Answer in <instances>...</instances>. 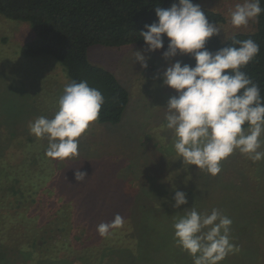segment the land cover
Segmentation results:
<instances>
[{
	"label": "rangeland",
	"instance_id": "rangeland-1",
	"mask_svg": "<svg viewBox=\"0 0 264 264\" xmlns=\"http://www.w3.org/2000/svg\"><path fill=\"white\" fill-rule=\"evenodd\" d=\"M238 2L242 0L200 2L224 16L217 24L222 41L256 30L257 21L246 28L232 27L230 9ZM35 37L30 23L0 14V164L10 166L13 173V166L30 167L33 179L29 188L41 190L40 195L18 193L9 198L0 190V195L7 199L1 209L12 213L10 226L16 239L23 236L28 244L30 235L42 226L48 236L38 251L34 247L36 252L33 247L28 250L27 244L19 249L0 242V264H20L21 258L27 262L28 254L32 262L38 257L37 264H49L44 255H53L54 250H59V257L72 256L68 241L74 247L79 245L85 234L80 224L89 225L87 215L102 211L103 197L134 202L129 210L132 219L122 227L133 230L143 263L193 264L192 257L175 244L173 223L177 215L194 206L208 214L219 209L233 221L231 242L239 251L220 264H264V160L253 163L236 151L222 161V171L212 176L195 165L183 166L172 148L173 134L166 127L165 113L169 98L177 93L163 84V73L169 63L179 60L187 64L191 55H177L169 61L163 57L164 50L150 52L146 44L91 46L90 61L115 74L129 91L130 100L120 122L97 120L79 138V156L58 160L46 156L47 140L31 135L28 124L42 115L54 117L70 78L54 58L24 54L23 45ZM135 51L148 58L146 69L135 60ZM77 169L88 173L85 182L75 180ZM174 187L187 194L188 203L179 209L173 206ZM15 199L20 201L9 207L8 202ZM88 199L94 204L79 206L81 200ZM70 200L81 223L70 234L56 232L57 218L64 222ZM54 233L60 235L51 237Z\"/></svg>",
	"mask_w": 264,
	"mask_h": 264
},
{
	"label": "clouds",
	"instance_id": "clouds-1",
	"mask_svg": "<svg viewBox=\"0 0 264 264\" xmlns=\"http://www.w3.org/2000/svg\"><path fill=\"white\" fill-rule=\"evenodd\" d=\"M158 22L146 24L140 36L155 52L164 48V36L169 38L166 60L177 55H191L195 66L177 60L169 63L163 73V84L176 90L169 98L165 120L173 134L172 148L184 165H195L212 176L222 171V161L236 151L253 163L264 160V96L260 86L242 69L254 62L260 46L253 39L233 37L231 45L215 53L206 48L221 27L210 23L205 13L193 0H177L170 8L156 7ZM264 8L261 0H242L230 9L233 28H246L256 22ZM227 39V37H226ZM141 51L135 60L148 67ZM105 98L87 80L65 84L58 100V111L51 119L39 116L28 124L29 133L47 140L46 156L66 160L79 156V138L96 122ZM78 183L88 179V173L77 169ZM175 191L174 207L188 203L187 194ZM177 215L174 241L177 247L192 257L193 264H220L229 254L239 251L231 242L232 219L219 209L211 213L198 212L193 206ZM120 214L107 223L97 225L101 237L123 226Z\"/></svg>",
	"mask_w": 264,
	"mask_h": 264
},
{
	"label": "trees",
	"instance_id": "trees-1",
	"mask_svg": "<svg viewBox=\"0 0 264 264\" xmlns=\"http://www.w3.org/2000/svg\"><path fill=\"white\" fill-rule=\"evenodd\" d=\"M174 2L177 0H0V14L8 19L30 23L36 37L23 45L24 54L52 57L65 69L70 81L87 80L91 87L99 89L105 98V103L98 121L116 124L121 121L129 103V91L110 70L93 64L89 59L88 50L93 45L146 44L140 32L147 31L146 24L158 22L155 8L167 9ZM200 2L201 0H193L194 4L201 7L210 23L218 24L225 20L221 13L203 7ZM261 7L264 8V0H261ZM233 37L240 40L251 38L259 44L260 53L256 60L242 70L259 84L261 95L264 96V13L258 18L255 31L236 33L226 41H222L219 35L213 36L208 40L206 48L215 53L220 48L230 46ZM168 43L169 38L165 34L162 50H167ZM195 63L192 56L188 57L187 64L195 66ZM4 160L8 162L7 157ZM13 167L16 173H13L10 166L0 164V190L6 192L5 196L9 198L11 194L18 193L20 196L40 195L41 190L29 188L33 179L30 167L20 169ZM5 201H7L6 197L0 195V242L7 241V245L15 244L19 249L23 248L27 243L24 242L23 236L16 239L17 235L10 226L12 213L3 210L6 207L3 203ZM15 201L20 200L9 201V207ZM72 201H68L69 213L68 217L64 216V222H60L59 217L57 218L56 232L70 234L75 225L81 223L80 218L74 213L72 207L75 206H72ZM93 201L81 200L78 204L85 207ZM100 204H102L101 212L87 215L86 220L89 225L80 224L84 227L85 234L79 239V245L74 247L68 241L67 247L73 252L72 256L59 257L57 255L59 250H54L53 255H44L49 264H147L138 258L136 236L132 229L127 230L124 227L113 229L107 237H101L96 231L97 225L110 222L117 214L121 216L125 214L123 224L127 225L128 219H132L129 210L133 208L134 202L103 197ZM27 207L28 205L24 206ZM65 209L67 210L66 207ZM60 210L64 209L60 208ZM44 227H39L34 235H30L28 250L33 247L38 251L42 243H46L48 235H45ZM59 233L50 236L57 237ZM18 242H22V245H18ZM28 256L25 258L27 262L21 258L20 264H37L38 257L34 259L32 257L35 261L32 262L29 254ZM155 259L157 258L151 262ZM148 264L154 263L148 261Z\"/></svg>",
	"mask_w": 264,
	"mask_h": 264
}]
</instances>
